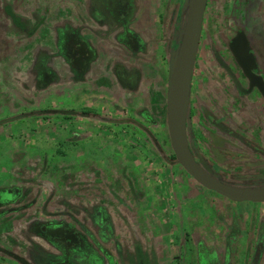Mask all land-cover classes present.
I'll return each instance as SVG.
<instances>
[{
  "label": "flooded vegetation",
  "instance_id": "obj_1",
  "mask_svg": "<svg viewBox=\"0 0 264 264\" xmlns=\"http://www.w3.org/2000/svg\"><path fill=\"white\" fill-rule=\"evenodd\" d=\"M99 1L102 7L88 10V0H82L79 13H69L61 28H55L64 81L76 84L69 104L61 108L48 104L32 113L45 119L46 111L59 113L69 123L78 117L84 134L101 130L95 122L102 121L115 137L137 134L138 142L131 141L139 148L152 143L162 149L167 141L174 152L167 127L168 81L171 49L175 56L187 0ZM221 1L224 23L211 30L214 37H210L207 20L211 0L204 12L190 82L187 140L197 163L217 178L233 185L264 186V95L230 47L237 32L243 31L253 57L247 60L250 72L264 86V19L254 20L247 0ZM216 12L215 7L211 14L218 17ZM43 56L37 54L32 78L36 84H51L56 81L54 65L42 63ZM82 138L87 147L90 136ZM167 161L196 181L177 158ZM196 183L201 188L185 190L188 202L174 209L170 205V212L150 198L149 203L138 205L148 218L143 222L146 244L134 239L128 247L120 246L113 220L102 215L99 204H93L84 215L90 227L76 219V225L72 224L70 213L61 217L52 209L53 215L33 219L29 225L39 234L35 242L40 252L32 248L16 251L1 243L0 252L10 257L7 264H131L135 249L145 253L143 262L136 264H264V201H235ZM2 191L0 219L6 211L20 213L38 206L41 212L48 211L35 198L11 205L23 200L21 189ZM152 211L158 212L155 221ZM164 211L170 213L169 220L163 219ZM168 228H173L169 234ZM156 237L160 238L159 249L154 245ZM5 260L0 256V264Z\"/></svg>",
  "mask_w": 264,
  "mask_h": 264
},
{
  "label": "rangeland",
  "instance_id": "obj_2",
  "mask_svg": "<svg viewBox=\"0 0 264 264\" xmlns=\"http://www.w3.org/2000/svg\"><path fill=\"white\" fill-rule=\"evenodd\" d=\"M81 1L0 0V189L3 194L5 190L16 193L21 189L23 200L11 205L28 203L35 198L37 204L45 203V211L51 210L41 212L38 206L20 213L5 212V217L0 219V243L16 251L42 250L35 242L39 234L29 226L33 219H46L55 209L54 213L61 217L71 214L69 222L72 224L76 219L80 225L90 227V220L84 215L93 204H99L102 215L113 220L120 246L126 248L134 239L146 244L148 235L144 233L143 222L148 218L138 205L149 203L150 198L152 203L162 204L170 212V205L188 202L185 190L201 188L173 162L167 161L171 155L167 141L162 149L152 143L142 149L131 141L138 142L137 134L124 137L120 133L115 137L104 122L97 121L95 124L101 130L86 131L91 141L84 147L82 136L85 134L80 132L78 117L69 123L59 113L47 111L46 119L32 113L33 109L48 104L54 108L69 104L76 84L68 85L64 81L66 75L58 55L55 30L61 28L69 13H79ZM211 1V11L216 7L219 14L215 17L210 11L207 17L210 37H214L211 30L223 26L225 15L222 18L221 14L225 11L223 1ZM247 2L248 13L254 15V20H263L264 0ZM88 3V10L102 7L99 0H88ZM38 53L44 55L42 63L54 65L56 81L51 84L33 81L32 65ZM51 55L53 57L49 58ZM22 114L25 115L19 116ZM95 132L98 136H94ZM181 192L184 194L180 195ZM162 214L166 215L163 219L169 220L170 213ZM150 216L155 221L158 212L152 211ZM172 229L168 228L166 233ZM159 239H154L156 247ZM135 250L131 264L142 263L143 249ZM0 256L6 259L5 264L10 260L2 252Z\"/></svg>",
  "mask_w": 264,
  "mask_h": 264
},
{
  "label": "water",
  "instance_id": "obj_3",
  "mask_svg": "<svg viewBox=\"0 0 264 264\" xmlns=\"http://www.w3.org/2000/svg\"><path fill=\"white\" fill-rule=\"evenodd\" d=\"M206 4L207 0H187L184 28L181 42L175 56L174 48L171 49V67L167 94V127L171 146L182 167L202 186L235 201H264V186L251 187L233 185L203 169L192 155L187 140L190 82ZM230 47L241 66L245 69L251 82L257 84L264 95V86L261 79L250 72V67L247 64V60L253 61V57L243 31L237 32L230 43ZM38 112L43 113L44 111Z\"/></svg>",
  "mask_w": 264,
  "mask_h": 264
},
{
  "label": "trees",
  "instance_id": "obj_4",
  "mask_svg": "<svg viewBox=\"0 0 264 264\" xmlns=\"http://www.w3.org/2000/svg\"><path fill=\"white\" fill-rule=\"evenodd\" d=\"M170 157H172L173 160H176V156H175V153L171 151V155Z\"/></svg>",
  "mask_w": 264,
  "mask_h": 264
}]
</instances>
